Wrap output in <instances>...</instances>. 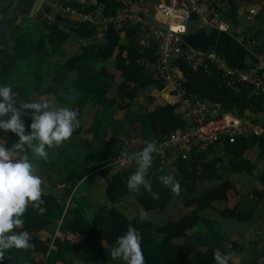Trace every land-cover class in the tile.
<instances>
[{"label":"trees","instance_id":"trees-1","mask_svg":"<svg viewBox=\"0 0 264 264\" xmlns=\"http://www.w3.org/2000/svg\"><path fill=\"white\" fill-rule=\"evenodd\" d=\"M47 1L50 5H40L33 15L21 16L13 20L8 28L10 51L0 48V86L12 87L14 101L31 102L45 82L58 81L66 77L67 73H71L72 84L78 93L72 109L77 112L79 122L88 105L94 103L100 105L102 112L107 105L132 111V114L124 117L125 120L128 118L130 128L133 129V126L137 124L143 134H149L156 142L183 128L186 121L177 111L176 103L165 102L152 108L136 107L133 103L140 91L160 90L163 87L162 82L156 79L152 72L146 70L141 62L143 59L156 60L157 43L152 41L148 44H140L136 39L139 26L117 27L110 22L105 27L101 39L96 40L93 34L85 43L79 41V47L75 52H68L70 41L77 38L58 16L69 15L73 18H81L70 15L57 5L72 6L80 12L101 10L102 13L103 10L109 9L110 13L107 15L110 16L116 9V0ZM11 2L8 0L6 6L0 9V17ZM230 11L232 12V9ZM191 18H196V15L191 14ZM83 21L87 22L86 24H92L96 29L93 22ZM108 61H112V68L119 72L117 80L110 70L111 67L106 64ZM172 64L182 74V87L186 96L217 106L218 115L224 112L246 115L248 112V115L251 114V119L257 120V116L263 111L264 95L253 92L252 86L240 84L237 89H231L221 82L220 73L214 67L208 70L203 67H192L183 56L174 58ZM92 68L97 70L96 76L91 74ZM112 91L119 92L126 101L122 104L117 102ZM153 101L154 97L148 95L147 102ZM15 106L19 108V103ZM106 110H109V107ZM102 112L96 111L91 125V131L96 140L105 131L106 125L104 126ZM21 119L24 121L26 133L29 132L31 115L24 114ZM118 125L117 120H111L108 127L111 126L112 129L117 130ZM77 128L78 133L80 128ZM6 133L9 136L8 148H11V142L15 141L17 136L10 130ZM116 135L117 132H113L107 143L116 139ZM243 137L245 136H236L232 142H224L234 155L233 161L241 159V153L246 147H242ZM252 137L264 146L263 137ZM116 142L122 143L118 138ZM143 147L145 146H140L139 150ZM120 153L116 147L106 151L84 152L82 159L85 164L76 174V179H81L91 171L104 167L108 164L102 163L104 159L110 156L111 162ZM165 154L171 156L175 170H172L170 165L160 168V156L153 153V163L146 176V179L151 181L152 191L159 194L158 200H154L151 193L143 187L139 193L130 192L127 188L128 177H124L119 172L113 174L106 186V196L112 204L131 196L143 211H163L177 196L171 192L170 187L163 185L160 181V177L171 175L174 181L180 184V194H183L179 197L181 200L174 211L181 207L188 210L178 212V215L171 213L165 220L155 222L153 217L144 221L140 220V215L128 217L111 205L109 208H100L94 215L93 223L86 221L81 208L70 201L67 206L70 218L66 220L65 228L79 234L80 240L71 242L65 236L55 235L50 242L43 238L42 234L51 222L42 216L44 211L40 212L30 204L22 217L23 226L13 231H27L30 235L29 243L34 247L7 250L5 259L0 261V264H38L35 259L36 254L42 255L43 263L47 264L67 258L72 253L75 255V260L86 264H125L122 259L113 260L109 253L117 237L126 232L129 224L142 236L141 247L145 264H215L214 249H219L222 253L230 252L232 257L229 264H235L232 259L234 256L243 257L245 242L226 237L214 220L201 215L204 209L213 207L215 202L227 198L226 186L204 187L202 185L204 181L221 178L217 172L216 161L209 160L205 150L201 149L190 152L186 158L174 151H167ZM109 169L110 167L101 168L99 171L106 172ZM263 191L255 190L254 195L260 198ZM42 199L45 203L40 207L44 210L57 203V197L50 192H44ZM216 213L224 218L250 221L253 212H241L236 207H225L216 210ZM199 229L205 235L218 239L221 244L213 242L203 250H194V246L190 243L179 242L187 237L188 230ZM161 232L164 238L157 243L154 233Z\"/></svg>","mask_w":264,"mask_h":264},{"label":"crops","instance_id":"crops-1","mask_svg":"<svg viewBox=\"0 0 264 264\" xmlns=\"http://www.w3.org/2000/svg\"><path fill=\"white\" fill-rule=\"evenodd\" d=\"M158 2L159 0H134L132 8L137 13H142L148 18H153L155 6ZM231 9L233 13L230 11ZM109 13V9L102 11L104 17H108L107 14ZM220 14L227 25L225 30L204 25L196 18H191L187 22L186 30L181 35L182 45L184 47L203 50H214L234 67L246 71L258 70L260 66L257 63V52L264 50V14L249 16L246 7L241 2L221 5ZM58 18L76 35L77 40L70 41V52H75L78 49L79 41L85 43L96 32L92 24L88 23V25L86 24L87 22L84 23L81 19L73 18L69 15H60ZM106 64L111 67L110 70L114 73L117 80L119 78V72L112 68V61H108ZM91 74L96 76L98 72L95 68H92ZM71 77L72 74L67 73L66 77H62L58 81L51 82L48 80L43 84L41 90L37 92L34 100L43 101L54 96L57 106H66L72 109L78 93L72 84ZM112 95L121 104L126 101L117 91H112ZM148 95L154 97L152 103L147 102ZM19 101L23 102L21 100ZM165 102H169V100L162 88L160 90L151 89L150 91H140L133 100L136 107L147 106L149 108L157 104H164ZM108 107L109 110H106ZM209 107L213 110H218L217 106L213 104H210ZM22 111L25 114L31 115V110ZM96 111L102 112L100 105L98 106L94 103L89 104L80 119L78 126L80 131L77 133L78 128H76L71 138L62 145L46 148V151L49 153L47 160L33 158L27 148L25 152L17 154L18 157L25 154L29 156L30 162L34 165L38 175L44 181L42 185L44 192L53 193L57 197L56 205L48 206L42 213V216L51 222L42 234L43 238H46L50 242L53 241L55 235L65 236L71 242L80 240L79 234L74 231H68L65 228V222L70 218V213L67 211V206L70 201L73 205L81 208L86 221L93 223L95 213L100 208H109L111 205H114L128 217L140 215L143 212L140 205L131 196L112 204L106 196L105 188L115 172H119L124 177H129L134 173L138 166L132 159L133 155L140 151V146H146V142H153L154 139L147 133L143 134L137 124L133 126V129L130 128L128 118L125 120L124 117L125 115L132 114V111L120 110L115 106L111 107L107 105L105 107V111L107 112L105 114V111L102 112L104 126L106 125L105 131L96 140L93 131H91V125L92 121H94ZM7 118V116L3 117V119ZM111 120H117L119 123L117 130L112 129L111 126L108 127ZM257 120L264 124V114H259ZM113 132H117L116 139H120L121 144H118L116 139H112L107 143ZM13 135L16 136V134ZM8 141V134L1 130L0 144H4L8 148ZM17 141L18 137L15 141L11 142V147ZM241 141L242 147H246L241 153V159L238 158L234 161V155L226 147L224 142L217 143L205 149L206 157L209 160L216 161L217 172L221 178L204 181L202 185L204 187L214 185L226 186L227 198L223 201L215 202L213 207L204 209L201 215L214 220L216 226L219 227L220 224L226 221H232L234 218L218 216L216 213L218 209L236 207L241 212L252 211L250 221H239L235 219L238 221L240 233H233L228 238L240 240L245 242V244L243 257L234 256L232 260L235 264H264V146L252 136H245ZM113 147H116L117 151L121 152L117 157L123 158L122 162L112 163L111 161L104 167H101H110L106 172L99 171L101 168L95 169L85 177L76 179V174L80 172L85 164L82 159L84 152L90 150L106 151ZM198 150H200L198 144L192 142L187 150V155L190 152H196ZM166 152H154L160 156L159 166L162 168L170 165V168L175 170L171 156H167L165 154ZM123 153H127V156H124ZM129 167L133 168L129 169ZM78 189H81L80 194L75 196L74 193ZM255 190L263 191L260 198L254 195ZM182 195V193L177 195L169 203L168 208L163 210L166 218L171 213L178 215V212L188 210L181 207L174 211L179 204V200H181L179 197H182ZM129 206L134 208L132 214L128 213L131 210ZM57 225L58 230L56 229ZM187 236L193 237L190 243L195 247L194 250H203L213 242L215 244H221L218 239L205 235L201 229L188 230ZM203 240L209 244L204 245L202 243ZM35 259L39 264L37 256H35ZM47 264L86 263L75 260V255L72 253L67 258H61L57 261L48 262Z\"/></svg>","mask_w":264,"mask_h":264},{"label":"built area","instance_id":"built-area-1","mask_svg":"<svg viewBox=\"0 0 264 264\" xmlns=\"http://www.w3.org/2000/svg\"><path fill=\"white\" fill-rule=\"evenodd\" d=\"M133 1L116 0V9L108 17H104L101 10L80 12L72 6H57L70 15L93 22L96 25V40L102 38L105 27L112 22L117 27L139 26L136 39L140 44L152 41L157 43L156 60L143 59L141 62L146 70L162 82V89L169 102L177 104V111L183 115L186 123L163 140L153 141L156 151H174L186 158L192 142H196L199 149L205 150L217 143L232 142L236 136L264 138V124L251 119L248 113L239 115L236 112H224L218 115V110L211 109L209 103L187 97L182 87V74L172 64L174 58L183 56L192 67H203L206 70L214 67L220 73L221 82L231 89L247 84L252 86L253 92L264 95V50L257 52L259 69L246 71L230 65L214 50L184 47L181 43V35L186 30L191 14L194 13L196 19L204 25L225 30L227 25L220 14L221 5L241 2L252 17L264 14V0H159L153 18L135 12ZM261 114H264V109ZM122 161L123 158L117 157L112 163Z\"/></svg>","mask_w":264,"mask_h":264},{"label":"clouds","instance_id":"clouds-1","mask_svg":"<svg viewBox=\"0 0 264 264\" xmlns=\"http://www.w3.org/2000/svg\"><path fill=\"white\" fill-rule=\"evenodd\" d=\"M12 87L0 86V130L11 131L16 134L18 141L11 148L0 144V261L5 259V253L10 249H30L34 247L27 231L14 232L24 224L22 217L31 204L33 208L43 212L40 207L45 201L43 179L38 175L36 168L30 162L27 154L18 153L29 150L33 158L47 160L49 153L46 148L60 146L69 140L74 130L79 126L77 112L66 106H57L54 96L47 100L31 102L14 101ZM19 103V108L15 106ZM22 110H31L30 131L26 133ZM7 116V119L3 117ZM156 146L146 142L142 150L136 152L132 159L137 169L128 177L127 188L130 192L139 193L141 187L151 193L154 200L159 194L152 191L151 181L146 179L153 163V153ZM127 156V153H123ZM163 185L171 188L175 195L180 194V184L174 181L171 175L160 177ZM140 220H148L149 213H140ZM156 242L163 240L164 234L154 233ZM142 236L131 224L126 232L117 237L114 246L110 249L113 260L122 259L125 264H145L144 253L141 247ZM232 254L222 253L219 249L213 250L215 264H229Z\"/></svg>","mask_w":264,"mask_h":264},{"label":"water","instance_id":"water-1","mask_svg":"<svg viewBox=\"0 0 264 264\" xmlns=\"http://www.w3.org/2000/svg\"><path fill=\"white\" fill-rule=\"evenodd\" d=\"M10 6L0 17V48L10 51L8 40V28L13 20L21 16L31 15L37 0H11ZM110 157H107L102 163H109Z\"/></svg>","mask_w":264,"mask_h":264},{"label":"rangeland","instance_id":"rangeland-1","mask_svg":"<svg viewBox=\"0 0 264 264\" xmlns=\"http://www.w3.org/2000/svg\"><path fill=\"white\" fill-rule=\"evenodd\" d=\"M8 3V0H0V9L4 8L6 6V4ZM42 4H47V5H50V2L47 1V0H37L36 2V5L31 13V15H33L35 13V11L40 7V5ZM68 52H70L69 48H68ZM133 168V167H132ZM129 167V169H132ZM80 191L81 189H78L74 194L75 196L77 194H80ZM131 210L128 211L129 214H132L133 211H134V208H132L131 206H129ZM149 213V217H153V219L155 220V222H161L163 220L166 219V216H164V213L163 211H150L148 212ZM238 221L233 219L232 221H226L225 223L223 224H220L219 225V229L222 231V233L227 236V237H230L233 233H240L239 229H238ZM56 229L58 230V225L56 226ZM55 229V230H56ZM193 240V237L190 236V237H186L184 240H181L182 242H188L190 243L191 241ZM179 241V242H181ZM178 242V241H177ZM196 243V242H195ZM198 243V241H197ZM204 245H208L209 243L208 242H205L203 240L202 242ZM192 245V243H190ZM198 247H199V244H198ZM195 248V247H194ZM35 256L38 257L39 259V264H43V260H44V257L41 256L40 254H36Z\"/></svg>","mask_w":264,"mask_h":264}]
</instances>
